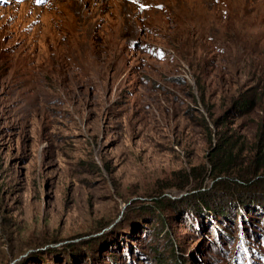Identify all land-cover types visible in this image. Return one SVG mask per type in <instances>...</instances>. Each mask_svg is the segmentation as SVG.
Wrapping results in <instances>:
<instances>
[{
    "label": "rangeland",
    "instance_id": "obj_1",
    "mask_svg": "<svg viewBox=\"0 0 264 264\" xmlns=\"http://www.w3.org/2000/svg\"><path fill=\"white\" fill-rule=\"evenodd\" d=\"M89 1L0 0V264H264V185L247 210L201 179L262 119L229 108L264 0Z\"/></svg>",
    "mask_w": 264,
    "mask_h": 264
},
{
    "label": "trees",
    "instance_id": "obj_2",
    "mask_svg": "<svg viewBox=\"0 0 264 264\" xmlns=\"http://www.w3.org/2000/svg\"><path fill=\"white\" fill-rule=\"evenodd\" d=\"M243 50L244 48L240 49L242 53L245 51ZM253 55L251 54V56ZM255 65L253 63L248 65V69L252 71L251 81L255 84L252 93L231 98L232 102L229 109L239 111L240 115L253 112L257 114L260 109V113L263 115L262 119L253 131L250 130L251 138L243 134L236 136L235 132L229 135V131L215 133L216 139L210 148L206 167L201 176V179L216 180L214 183L216 188L223 189L234 197L243 198V200L238 201V208L247 210L249 207L246 203L252 205L254 203L249 193L246 192L255 186L262 187L264 185V77H262L264 68L262 63ZM192 176L194 177L192 178ZM186 177L189 181H197L199 178L194 175V172ZM200 186H202V182L193 186L192 190L197 191L201 188ZM205 195L206 193H198L192 196V198L197 197V201L202 205H199L198 208L210 210L214 213L219 211L211 204L213 199ZM220 212L217 213L220 214Z\"/></svg>",
    "mask_w": 264,
    "mask_h": 264
},
{
    "label": "bare ground",
    "instance_id": "obj_3",
    "mask_svg": "<svg viewBox=\"0 0 264 264\" xmlns=\"http://www.w3.org/2000/svg\"><path fill=\"white\" fill-rule=\"evenodd\" d=\"M97 1V0H96ZM50 2V1H49ZM90 3V1L89 0H84V4H77L80 8L83 6V5H86V4H89ZM95 3V2H94ZM93 3V4H94ZM100 4H102L101 6H100ZM95 6H97V7H102V8H104L105 7V5L103 4V3H101V1L99 0L98 2H96L95 3ZM82 11V10H81ZM83 12V11H82ZM82 15H83V13H82ZM84 16V15H83ZM52 27H54V25L52 24V26H51V28ZM60 35L57 33V32H54V31H52V33L51 34H45V35H42V37H41V42H42V44L43 45H45L48 49H58V48H60V49H62V46H60ZM77 45H79L78 43H75L74 44V46H77ZM44 46V47H45ZM86 54V53H85ZM84 55V54H83ZM86 57V55H84V57L83 58H85ZM82 58V59H83ZM86 60V59H85ZM55 61V63H56V60H54ZM82 61V60H81ZM83 63V62H82ZM85 64V63H84ZM82 67L83 68H85L84 67V65H82ZM61 68V67H60ZM59 68V69H60ZM60 71V70H59ZM67 72H71L72 71V68H69V69H67L66 70ZM55 73V72H54ZM77 75H79L78 73H77Z\"/></svg>",
    "mask_w": 264,
    "mask_h": 264
}]
</instances>
